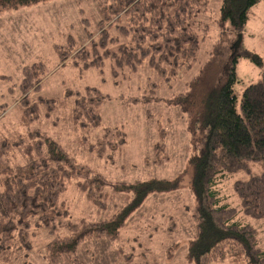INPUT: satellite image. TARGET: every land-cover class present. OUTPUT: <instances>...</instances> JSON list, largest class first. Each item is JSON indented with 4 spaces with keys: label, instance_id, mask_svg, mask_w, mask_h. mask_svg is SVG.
Wrapping results in <instances>:
<instances>
[{
    "label": "trees",
    "instance_id": "trees-1",
    "mask_svg": "<svg viewBox=\"0 0 264 264\" xmlns=\"http://www.w3.org/2000/svg\"><path fill=\"white\" fill-rule=\"evenodd\" d=\"M41 1L0 0V12ZM260 1L221 0L220 26L229 23V29L240 35L251 8ZM206 4L207 0H115L113 5L100 7L98 38L88 33V45L77 49L69 34L65 44L54 48L61 61L70 57L80 73L91 67L102 70L110 62L116 85L138 72L146 61L160 76L176 77L197 60L202 41L199 14ZM240 57L263 64L258 53L244 50L234 53L230 66L221 72L215 57L210 58L186 82L187 91L169 99L186 116L190 135L196 230L187 248L190 264H211L227 258L231 264H264L257 229L239 219L240 211L249 218H264V72L244 88L239 99L234 85L239 81L236 64ZM45 67L42 60L23 66L18 121L8 124L6 108L0 116V262L20 257L18 252L23 250L24 264L31 263L27 256L33 248V228L37 227L52 237L41 250L46 262L78 264V249L83 243L102 238L115 242L128 218L149 195L174 191L181 185L182 174L115 182L79 160L46 130L43 115L68 106L72 121L85 135L84 131L102 125L99 108L108 95L91 85L83 91L67 87L61 99L35 95L41 90ZM104 128L105 135L93 146L98 155L126 143L121 126ZM106 134L115 136V147ZM155 146L163 148L161 144ZM16 150L21 151L20 157L11 161L10 153ZM154 161L160 163L161 159ZM252 164L260 171L253 170ZM239 172L248 174L238 176L233 185L240 208L224 202L218 189L224 176ZM71 180H77L78 190L100 208L105 209L115 193L129 197L110 216L74 220L60 201Z\"/></svg>",
    "mask_w": 264,
    "mask_h": 264
},
{
    "label": "rangeland",
    "instance_id": "rangeland-1",
    "mask_svg": "<svg viewBox=\"0 0 264 264\" xmlns=\"http://www.w3.org/2000/svg\"><path fill=\"white\" fill-rule=\"evenodd\" d=\"M113 4L115 0H44L0 12V75L11 77L0 76V116L6 108L8 124L18 121L17 102L21 96L22 69L35 60L44 61L46 66L40 81L41 90L35 95L61 99L67 87L83 91L91 85L101 89L108 95L99 108L101 126L84 131L83 135L72 121L67 106L55 109L47 117L43 115L46 130L79 160L115 182L150 177L174 178L182 174L181 185L174 191L149 195L128 218L115 242L102 238L83 243L78 249V264H190L187 248L196 232L192 218L195 197L190 188V135L186 116L170 104L169 99L187 91L186 82L210 58L215 57V64L222 72L230 66L234 53L239 51L256 52L263 59L262 66H259L249 58H239L236 64L239 81L234 85L239 99L248 84L262 77L264 0L251 8L241 33L242 40L236 47L234 43L239 35L229 29V23L224 27L219 24L221 0H207L199 14L202 41L192 68H183L176 77H162L146 61L138 72L130 74L118 85L113 79L110 62L102 70L91 67L80 73L70 57L61 61L54 48L57 44H65L69 34L74 37L77 49L88 45V33H93L94 39L98 38L100 7ZM2 103L5 104L3 107ZM1 124L2 119L0 127ZM115 125L126 132V143L119 149L116 146L112 152L109 148L103 155H98L93 146L105 135V126ZM106 137L115 147V136L106 134ZM156 144L163 145L162 150H158ZM20 154V150L11 152V161L18 160ZM155 159H161V162L157 163ZM252 169L260 171L257 164H252ZM244 173L227 174L218 185L222 200L239 208V197L233 185L238 176L248 177ZM128 197L127 193H115L108 206L100 208L78 190L77 180H71L60 201L74 220H99L110 216L126 203ZM239 219L255 226L258 245L264 249V218H249L240 211ZM33 229V248L27 256L31 260L29 264H73L67 260L46 262L41 257V250L52 237L45 230ZM18 255L20 257L9 262L1 261L0 264H24L25 251L18 252ZM231 263V259L227 258L211 264Z\"/></svg>",
    "mask_w": 264,
    "mask_h": 264
},
{
    "label": "water",
    "instance_id": "water-1",
    "mask_svg": "<svg viewBox=\"0 0 264 264\" xmlns=\"http://www.w3.org/2000/svg\"><path fill=\"white\" fill-rule=\"evenodd\" d=\"M242 40V34L239 35V39L234 43V47H236Z\"/></svg>",
    "mask_w": 264,
    "mask_h": 264
}]
</instances>
